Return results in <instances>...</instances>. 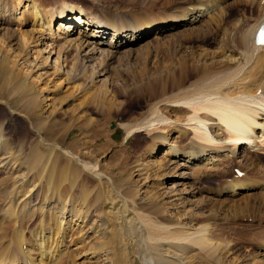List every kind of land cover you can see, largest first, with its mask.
I'll use <instances>...</instances> for the list:
<instances>
[{
    "label": "bare ground",
    "instance_id": "1",
    "mask_svg": "<svg viewBox=\"0 0 264 264\" xmlns=\"http://www.w3.org/2000/svg\"><path fill=\"white\" fill-rule=\"evenodd\" d=\"M77 1L71 0V4L57 8H40L41 5H36L32 0L23 10L27 12L25 17L31 29L18 30L21 45L19 43L17 51L13 49V40L5 37V34L2 37L0 35V73H11L21 79L22 90H28L24 94L27 96V102L20 111L14 109L16 101L4 100V95L0 92V101H4L2 103L7 108V123L15 120L14 114L25 117L31 124V120L36 116L33 109L39 102V95L42 97L45 93L47 98L51 92L55 93L56 89L60 91L68 84L74 86V82L80 80L82 87H77V96L80 94V97L86 99L95 98L100 107L107 104L109 114L111 109L119 110L121 104L113 95L110 96L105 84L93 89L96 76L105 74L106 66L110 64L119 48L129 46V51L123 54L127 60L136 51L132 50L133 46L141 42L143 37L160 33L165 35L182 27L181 30L185 29L182 34L188 43L180 47L177 43L179 37L174 39V42H162L165 43V52L162 47L150 45L156 51L152 63L154 76H150L148 81H140V84L135 83L133 87L128 85L127 92L125 91L126 96L130 94L128 98L136 96L148 102L146 109L134 121L122 124L125 138L146 131L145 134L149 133L146 134L148 138L145 147L148 155L154 156L161 146H165L167 151L162 153L164 156L161 160L156 161L154 156L155 160L142 164L140 185L136 188H122V194L115 189L114 197L103 185L108 184L110 179L99 172L100 163L85 161L71 154L81 169L77 170L90 175L96 181L93 202L85 203L84 208L80 210L70 203H65L58 209H52V206L47 204V214L53 213L56 219L54 222H48L45 217H41L32 230L25 228L23 220L31 215L30 209H35V192H28L22 197L17 195L15 190L12 196L6 197L0 189V199L4 197L7 204L0 209V264H264V235L249 236L245 240L244 243L248 247L252 245V254L230 259L238 250L236 244H240L237 243L238 234L234 240H223L219 230L216 231L212 226L217 217L223 215L220 212L222 206L219 207L223 202L218 201V198H231L242 190L251 192L256 188L258 191L255 192L264 202V167L256 163L257 156L254 157L258 152L264 156V43L257 42L254 37L257 28L264 23V0H190V3L186 0L187 4L185 0L180 1V4L175 0L178 5L175 4L170 10L165 8L164 12L159 11L163 15L157 18L159 21H156L154 15L147 13L153 18L144 17L142 14V17L134 19L132 23L127 22L129 24L120 23L122 20L119 21L118 18L116 21L119 22L116 24L111 18L108 19L111 22L109 23L105 22L107 18L101 21L96 17H89L92 8L89 10L91 12H88L89 15L77 7L80 4ZM159 1L151 0L150 4L156 7ZM161 1H164V7L173 0ZM239 3H243L247 11L243 12L237 8ZM232 8L236 10L237 18L229 14L228 11ZM19 13L15 11L6 17L4 11L0 12V24H9L11 16H15L14 20L19 22V17H16ZM66 20L67 22H64ZM55 24H58L57 29L54 28ZM18 26H23L22 20ZM70 27L69 32L74 29L79 30L81 34L72 44L73 40L66 37L69 33L66 30ZM44 34L51 40L54 38L57 45L58 35L63 34L61 39L68 41L60 47L64 48L68 43L70 50L75 52L73 65L71 64L75 69L73 68L74 73L70 81L51 79L39 64L30 59L27 49ZM105 34L110 36L107 41ZM96 44L99 47L101 44L106 45L107 48L105 51L101 50L102 57L96 61L94 68L88 70L85 65L87 61H93L95 51L92 50ZM47 46L46 44L44 49ZM146 47L151 49L149 45ZM149 49L148 53H153ZM8 78L11 79V76ZM42 82L45 89L40 86ZM72 93L75 97V92ZM61 100L71 99L65 96L61 97ZM44 124L45 120L39 118L31 129L41 134ZM4 126V122H0V175H3L0 178V188L3 189L5 182L9 180L14 186L20 184L26 187L30 184L33 187V167L30 165L37 166L35 154L30 156L35 162L30 164L29 158L25 161L28 166L24 168L18 150L4 149V143L7 142ZM44 140L42 137V146L47 149L48 146L59 147ZM66 152L70 154L69 151ZM219 159L225 163L219 164ZM42 162L44 166L45 162ZM150 163L157 164L148 168ZM172 164L176 166L172 168ZM33 166L35 168V165ZM232 166L234 167L231 169ZM184 167L190 170V173H177V176L176 172L171 173L183 183L192 181V185L185 187L183 192H177L175 187L169 192L160 193L164 183L151 180L153 176L158 178L162 174H165L163 177L166 178L171 175L168 174L169 171ZM230 170L234 173L231 174L233 176L229 183L222 182L206 189L196 186L199 182L194 175L205 171L227 174ZM47 172L46 170L45 173ZM48 173V179L44 178L50 183L51 176ZM103 181L106 183H102ZM147 189H151L149 193H152V196L144 197L145 200L149 199V206H144L137 197L148 194ZM186 189L187 193L184 192ZM201 195V199H195ZM248 195H254L253 191ZM99 200L102 201V206L97 210L94 205ZM210 202H214V209L210 208L209 214L205 216L199 215V211L205 207L208 211ZM129 204L136 207L132 208ZM171 210L177 220L169 215ZM169 211L171 212L168 214ZM235 215L237 216L236 213ZM30 217L32 216L28 219H31ZM4 222L5 226L2 225ZM89 244L90 248L86 247Z\"/></svg>",
    "mask_w": 264,
    "mask_h": 264
},
{
    "label": "rangeland",
    "instance_id": "2",
    "mask_svg": "<svg viewBox=\"0 0 264 264\" xmlns=\"http://www.w3.org/2000/svg\"><path fill=\"white\" fill-rule=\"evenodd\" d=\"M31 1L32 0H0V12L4 11L6 17L7 14L9 15L12 12L15 11L17 13L20 12L19 14H17L16 17L17 18L19 17V19L23 21V26L19 27L18 25L20 20L19 22H17L14 20L15 16L14 18H12L13 16H11L12 20H9L10 21L9 24H5V26L4 24H0L1 37L3 34H5V37L8 36L9 37L8 39L13 40L12 44L14 47L13 49L15 51L18 50L20 43L18 30L29 31V29H31L30 25H28L29 21H27V17H25L27 15L26 14L27 12L23 11L26 6H29L31 4ZM34 1L36 5L37 4L41 5L40 8L43 6L44 7L54 6L55 8H57L58 6L71 4V0H34ZM150 1L151 0H144V1L143 0H132V1L78 0L77 2H80V4L77 7H80V9L86 13L91 12L89 10L90 8H92V12L90 13L91 15L88 13L90 15L88 16L94 18L96 17L97 19H101V21H105L102 19L107 18L105 22L111 23L108 20L111 18V20H113V23L117 24V21L120 19L122 20V21L119 20L120 23L122 22L124 24H129L127 22L132 23L134 19H138L139 17H142V14L144 17L153 18L151 15L149 16V14H152L154 15V18L156 17V21H159L157 20V18L163 17L161 13L164 12L165 8L166 10L167 8L170 10L176 4V2L179 3L182 0H177L176 2L175 0H173L171 2L172 4L170 3L169 5L164 7H162L163 4L162 2L164 1L161 0L159 1L160 3H158V5L160 4L161 7L158 5L154 7L152 4H150L151 3ZM187 1L189 2L190 0ZM148 2L150 5L148 4ZM237 6H238L237 8H239L243 12L244 10L247 11V7L243 6V3L242 4L239 3L237 4ZM144 8L146 9V11ZM152 12H154L157 15H155ZM228 12L229 14H231V17H235V18L238 17L236 10H234L233 8L229 9ZM113 18L115 19V21ZM117 18L118 20L116 21ZM64 22H67V20ZM57 27L58 24H55L54 28L57 29ZM181 28L179 27L178 28L179 30L178 29L171 30L165 33V35L164 33H160L159 35L150 34L146 38L143 37L141 39V42L133 46L132 50L134 49L136 51L133 52L132 56L129 57V59L127 60L125 56H123V54L124 52L129 51L127 50L129 49L128 45L126 47L119 48L118 51L114 53V57L111 60L110 64L106 66L107 71L105 72V74L96 76L95 85L93 87V89L100 88L103 84H105L106 87H108L110 96L113 95V97L116 98V101L121 104L119 110L114 111V109H111L110 114L107 113V104H104L102 107H100V105L95 101L96 100L95 98L86 99L85 97H80V94L77 96V87L79 89L82 87L81 80L75 81L74 86L72 84L70 85L68 84L60 91L59 89H56L57 91L55 93L51 92L49 94V97L47 98H45L46 97L45 93L42 94V97L41 95H39L38 97L39 102L37 103V105H35L33 111H35L34 115L38 116L37 119L40 118L43 121L45 120V124H44L45 127L40 131L41 134H38L37 132H34V130H32L33 125L37 123L36 116L31 120V124H29L28 120L25 117L13 114V119L15 118V120H13V122L7 123L6 121V118L8 117V114L6 113L7 108L2 103L4 101L2 102L0 101V122H4L5 125L4 133L7 136V138L5 137L7 139V142L4 143L6 147L5 148L3 146L4 149L8 150L9 148L12 149L15 148V150H18L19 158L24 168L28 166V164H26L25 161H28L29 158L32 157V154H35V159H36L35 161L37 163V166L36 164H32L35 161H33L32 158L30 159V164H32L30 165V167L31 168L33 167V170L31 171L32 172L31 178L32 181L34 182L33 187L30 186V184L27 185L26 187H22V185L20 184L18 186H14V184L12 185V182H10L9 180L8 181L9 183L5 182L4 184L5 186H3V189L2 187L0 188L2 191H4L3 195H5L6 197L7 196L10 197V195L13 194L15 190L17 191V195H20L22 197H25V194H27L28 192L30 193L35 192L36 200H33V202L36 203L34 204L35 209H30L31 215H28V217L32 216L30 217L31 219H28V217L24 218L23 224L25 225V228H27L28 230H32L35 227L36 223L39 220H41V217L42 218L45 217L44 219L48 222H54L56 218L53 217V213L47 214L48 211L46 212L45 206L47 204L51 205L52 209H58L60 206L65 205V203H70L73 207L80 210L84 208L85 203L89 204L93 202L94 200L93 197L95 195L94 183L96 181L90 175H85L80 172L81 169L78 167L79 164L75 163V159L71 157V154L85 161L100 163L101 168L99 167L100 168L99 172L110 179L108 183L109 185L105 181H103L102 183H106L103 185L105 189L108 188V190L110 191L113 197L115 196V194L113 193V191L115 192V189L121 192L122 188L123 189L136 188L137 185H140L142 183L141 181L142 175L140 173L143 171L140 170V167L144 162L153 160L154 156L156 161L162 159V156H164L163 154H165L167 151L165 146H161L160 148H158L157 152L155 151L156 154L154 156L148 155L146 153L147 148L145 150V147L147 146V138H148L147 135L149 134L146 133L147 134L146 135L145 134L146 131H140L136 134L129 135L127 139L125 138V130H123L122 124H126V123L128 124L134 121L135 118H137L140 115V113L142 114V112L146 109V105L148 104V102L141 97L137 98L136 96H132L131 98H128L130 97V94L126 96L127 93H125V91L128 85H131V87H133L134 85H136L135 83L140 84L141 83L140 81L145 82L147 79L149 80L150 76H154L155 69H153L154 65L152 63L153 60L155 59L154 55L156 51L153 50L151 46L162 47L163 48L162 51L165 52L164 49L165 43L167 44L170 41L174 42V39H178V37L180 39H178L179 41L177 43L180 44V47H184L188 43V41L184 39L185 38L184 34H182L185 32V29L181 30ZM69 30H71V27L66 31L69 32ZM37 35L35 36L36 38ZM80 35L81 34L79 33V30L73 29V32L67 33L66 37L67 38L69 37L73 40L71 42L72 44L73 42L78 40ZM105 35H106L105 37L106 41L109 40L110 36H108L107 34ZM105 35H103V37ZM41 36L42 37L39 40H37L35 44H31L30 49L29 48L27 49L29 53V57L31 56L30 59L32 61H35V63L39 64L41 66L40 68H42V70L45 71L47 75L50 76L51 79L53 80L67 79L70 81V78L73 76L74 73L73 70L75 69L74 67H72L74 62L73 58L75 56V52L70 50V45L68 46V43H66L64 48L60 47V45L64 44L68 40H64L63 38L61 39V37H63V34H60L58 35L59 38L57 39L58 42L57 45L55 43L54 38L53 40H51L45 34ZM171 37L173 38V40ZM46 44L48 46L47 48L44 49V46H46ZM92 45L90 47H92ZM147 45H149V47L151 48L148 49L149 51L152 50L153 52L151 53L152 55L148 53V49L146 47ZM106 48L107 46L103 44H101L100 47L97 44L95 45L94 49L92 50L93 52L95 51L94 52L95 55L93 56L94 59L93 61H87L85 65L86 67H88V70L94 68L93 66H95L96 61L102 57L101 50L105 51ZM87 49H89V47ZM9 75L11 76V79L8 78ZM86 75H87V69H86ZM44 81L45 80H43V82ZM43 82L40 84V86H42L43 89H45L46 87L44 86ZM22 83L23 81L21 79H18L16 76L11 75V73L8 74L0 73V92L3 93L4 100L12 99L16 101L14 109H17L18 111H20L23 108V105L27 102L26 101L27 96H25L24 94L25 92H28V90L27 89L22 90L21 88ZM62 84L65 85L64 82ZM72 91L75 92L76 94L75 97L73 96L74 94L72 93ZM65 96L69 97L71 100L62 101L61 97H65ZM90 118L92 120H89ZM111 124L113 125V127H111ZM172 136H174V134H172ZM42 137L43 139H45L44 141L47 142L48 144H52V145L54 144L59 147L54 148L53 146H48L47 149V147L42 146L43 145L41 141ZM66 150L69 151L70 154H67ZM261 154L258 152V155L256 154L254 155V157L257 156L255 157V162L261 164L264 167V156H262ZM42 160L45 162V165L43 164L44 166H42L41 164ZM237 160L239 159H236V161ZM217 162L219 164L225 163V161L220 159L217 160ZM156 164L157 163L155 164L150 163L149 165L151 166H149L148 168L155 166ZM33 165H35V168ZM47 165L50 170H48ZM175 166L176 164H172L171 167L173 168ZM233 167L234 166L230 168L232 169ZM70 168L73 171H76L77 173L70 170ZM77 169L80 171H78ZM46 170L48 172L50 171V173L47 172L51 176L50 183H48L45 180V178L47 177V173H45ZM233 170L228 171L227 174L205 171V172H201L200 174L194 175V177L199 182V184H197L196 186L198 188L201 187L206 189L212 186L215 187L214 185L216 184L219 185L222 182L229 183L233 176L231 174L234 173ZM68 172H70V174ZM173 172H176V176H177V173L187 174L190 173V170L186 169L185 167L181 169L175 168L173 169V171H169L168 174H171ZM164 175L165 174H162V176L158 178L153 176V178L151 179L152 182L159 181L161 183H164L163 187L165 189L162 188L163 190H159L160 193H162L163 191L169 192L175 187L177 188V192H183V189L185 187L188 188L187 187L188 185L189 186L192 185L191 184L192 181L188 180V184H186V181H184L183 183V181L178 179L175 175L171 174L166 178L163 177ZM2 176L0 175V178ZM71 176L73 177L71 178ZM196 176L199 177L197 178ZM255 190H252L254 193V195L252 196L248 195L252 191L250 192V190L249 191L242 190V192L236 194L235 196L232 195L231 198L230 197L226 198L225 196L218 198V201H221V203L223 202L221 205H219V207L222 206L220 208V212H222L223 215H219V217H217V219L213 222L212 226L216 231L219 230L221 239L223 240H227V241L234 240L235 236L238 234L237 238L239 240H237V243L238 242L240 243V244H236L240 248L237 246L238 250L234 252L233 255L230 256V259H233L237 256L243 257L246 256L247 254H252L253 253L251 249L252 245L251 247L250 246L248 247V245L245 244L246 243L245 240H247L249 236L259 237L261 235H264V216H262L264 215V202L263 199H261L258 196V194L255 192ZM149 191H151V189H147L148 194L145 193L142 197L139 196L137 197L138 200L142 201L139 202H141L142 205L144 206H149L147 204V202L149 203V199L148 200L144 199V197L150 198L152 196V193H149ZM184 192L187 193L188 189H186V191ZM119 194H122V192ZM208 196L210 197L211 195L209 194ZM201 198L202 195L195 197V199H201ZM101 202L102 201L99 200V202L94 205V208L96 207L95 209L98 210L102 206ZM212 203L214 202L209 203V205L211 204V206H208V211H207V207H205L206 208V209L204 208L205 210L202 209L201 211H199V215L205 216L209 214L211 210L210 208H213ZM224 203L225 206L227 205L226 207L223 206ZM6 205L7 204L4 197L1 198L0 209L1 208L3 209ZM129 205L132 208L136 207V206L134 207L133 204H129ZM222 209L225 212H223ZM44 211L46 212L47 216ZM171 211H169L168 214ZM247 212L248 214H246ZM171 213L169 215H171L174 219L177 220V218L174 217V212L172 211ZM235 213L237 214V216L235 215ZM230 217H232L231 220L229 219ZM27 219L30 221L28 222ZM232 219H236V220L234 221ZM211 220L214 219H210V221ZM2 225L5 226V222L2 223ZM251 229L254 230L251 231ZM254 232H256V234ZM73 236L74 235H72V237ZM68 237L66 239H68ZM242 238L243 240L241 241ZM90 246H91L90 244L89 246L86 245V247L88 248H90ZM86 249L87 248H85V250ZM82 251H84V248L82 249Z\"/></svg>",
    "mask_w": 264,
    "mask_h": 264
},
{
    "label": "water",
    "instance_id": "3",
    "mask_svg": "<svg viewBox=\"0 0 264 264\" xmlns=\"http://www.w3.org/2000/svg\"><path fill=\"white\" fill-rule=\"evenodd\" d=\"M111 127H113V125L111 124Z\"/></svg>",
    "mask_w": 264,
    "mask_h": 264
}]
</instances>
